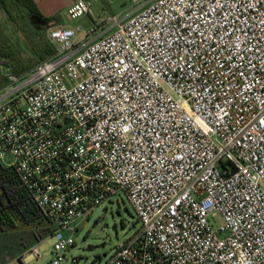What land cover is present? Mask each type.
Instances as JSON below:
<instances>
[{
    "label": "built area",
    "instance_id": "built-area-1",
    "mask_svg": "<svg viewBox=\"0 0 264 264\" xmlns=\"http://www.w3.org/2000/svg\"><path fill=\"white\" fill-rule=\"evenodd\" d=\"M134 1L0 67V160L49 222L48 264L121 194L138 228L103 264H264V0Z\"/></svg>",
    "mask_w": 264,
    "mask_h": 264
},
{
    "label": "rangeland",
    "instance_id": "rangeland-1",
    "mask_svg": "<svg viewBox=\"0 0 264 264\" xmlns=\"http://www.w3.org/2000/svg\"><path fill=\"white\" fill-rule=\"evenodd\" d=\"M5 1L12 17L8 16L0 5V67L1 70L8 68L15 74H22L46 60L49 57L47 49L53 52L56 45L48 39L46 28L33 27L24 10L11 0ZM34 1L44 11L51 7L50 0ZM137 5L134 0H91L92 16L68 20L67 9L64 8L50 15L49 18H53L54 22L49 26L88 28L93 24V20L97 21L103 17V12L107 15L117 14L123 18L132 13ZM12 162V156L7 155L0 160V166L7 168ZM76 224L74 246L65 252L66 260L63 264H72V259L77 260L75 264H103L112 250L138 228L134 210L123 194L95 209L89 219L77 221ZM219 224L217 217L214 225L217 227ZM44 232L45 228H38L0 233V264H48L51 255L44 240L49 235L36 238ZM35 245L42 251V256L39 259H36L33 253L24 256L25 251Z\"/></svg>",
    "mask_w": 264,
    "mask_h": 264
},
{
    "label": "trees",
    "instance_id": "trees-1",
    "mask_svg": "<svg viewBox=\"0 0 264 264\" xmlns=\"http://www.w3.org/2000/svg\"><path fill=\"white\" fill-rule=\"evenodd\" d=\"M11 2L26 12L33 27L48 29L49 24L54 22L40 13L33 0H11ZM0 5L8 16L12 17L6 1L0 0ZM47 52L50 56L54 51L47 49ZM15 71L19 70L15 69ZM1 82L2 80L0 84ZM38 228H45L46 232L37 236V239L52 234L49 222L21 185L14 169L0 166V233L22 232Z\"/></svg>",
    "mask_w": 264,
    "mask_h": 264
},
{
    "label": "crops",
    "instance_id": "crops-1",
    "mask_svg": "<svg viewBox=\"0 0 264 264\" xmlns=\"http://www.w3.org/2000/svg\"><path fill=\"white\" fill-rule=\"evenodd\" d=\"M34 1V0H33ZM51 3V7L47 10V11H44L42 9V7L38 6V4L34 1V3L36 4L38 10L40 11V13L46 17V18H49L50 15L56 13L57 11L61 10V9H68V7L71 5V0H61V2H59V0H50ZM63 1V2H62ZM92 13V12H91ZM92 16V15H91ZM51 19V18H49ZM53 19V18H52ZM51 19V20H52ZM53 22V21H52Z\"/></svg>",
    "mask_w": 264,
    "mask_h": 264
}]
</instances>
